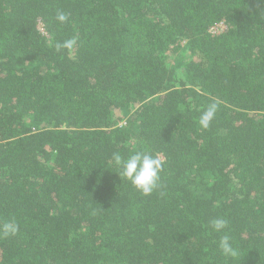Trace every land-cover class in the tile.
<instances>
[{"label": "trees", "instance_id": "obj_1", "mask_svg": "<svg viewBox=\"0 0 264 264\" xmlns=\"http://www.w3.org/2000/svg\"><path fill=\"white\" fill-rule=\"evenodd\" d=\"M0 264H264V0H0Z\"/></svg>", "mask_w": 264, "mask_h": 264}, {"label": "clouds", "instance_id": "obj_2", "mask_svg": "<svg viewBox=\"0 0 264 264\" xmlns=\"http://www.w3.org/2000/svg\"><path fill=\"white\" fill-rule=\"evenodd\" d=\"M55 19L64 24L69 20V15L63 11H58ZM75 39L64 41L59 47L71 48L75 44ZM217 105L212 104L201 115L199 123L203 128H208L210 121L213 119ZM112 166L119 170L120 174L129 180L139 192L143 195H150L159 187L160 173L163 168L164 161L158 156L152 155L146 151H133L128 156H123L115 152L111 156ZM228 226L226 219L220 218L212 221V227L216 232H222ZM5 235H15L18 232V224L15 221H9L3 225ZM221 252L228 257H237L239 251L233 246L231 237L227 234L219 239L218 244Z\"/></svg>", "mask_w": 264, "mask_h": 264}]
</instances>
